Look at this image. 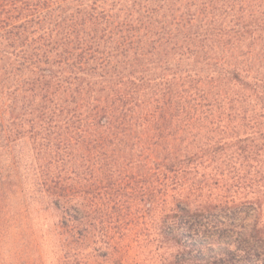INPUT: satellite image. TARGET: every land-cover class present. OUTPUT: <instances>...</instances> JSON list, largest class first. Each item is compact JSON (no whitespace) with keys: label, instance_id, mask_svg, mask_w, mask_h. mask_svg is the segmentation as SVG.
<instances>
[{"label":"trees","instance_id":"obj_1","mask_svg":"<svg viewBox=\"0 0 264 264\" xmlns=\"http://www.w3.org/2000/svg\"><path fill=\"white\" fill-rule=\"evenodd\" d=\"M139 202L264 264V0H0V264H114Z\"/></svg>","mask_w":264,"mask_h":264},{"label":"rangeland","instance_id":"obj_2","mask_svg":"<svg viewBox=\"0 0 264 264\" xmlns=\"http://www.w3.org/2000/svg\"><path fill=\"white\" fill-rule=\"evenodd\" d=\"M148 211L143 203L131 210V223H111V235L121 244L123 257L114 264H195L187 258L196 253L190 248L195 236L196 218L192 215L165 218ZM134 219V220H132ZM177 220V221H176ZM53 261L51 254L46 262Z\"/></svg>","mask_w":264,"mask_h":264}]
</instances>
